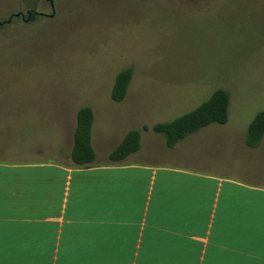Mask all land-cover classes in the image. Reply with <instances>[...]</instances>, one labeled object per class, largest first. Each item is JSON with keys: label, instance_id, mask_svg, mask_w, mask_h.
<instances>
[{"label": "rangeland", "instance_id": "374dc122", "mask_svg": "<svg viewBox=\"0 0 264 264\" xmlns=\"http://www.w3.org/2000/svg\"><path fill=\"white\" fill-rule=\"evenodd\" d=\"M0 21V139L53 134L68 151L88 105L98 155L109 159L129 130L179 117L224 88L227 124L176 149L150 133L126 160L184 162L264 184V138L245 145L264 111V0H0ZM124 68L132 79L115 101Z\"/></svg>", "mask_w": 264, "mask_h": 264}, {"label": "crops", "instance_id": "0c3cea01", "mask_svg": "<svg viewBox=\"0 0 264 264\" xmlns=\"http://www.w3.org/2000/svg\"><path fill=\"white\" fill-rule=\"evenodd\" d=\"M95 125L88 165L71 158L76 124L68 151L53 134L0 139V264H264V184L184 162L102 159ZM151 129H140L138 153L161 134Z\"/></svg>", "mask_w": 264, "mask_h": 264}, {"label": "trees", "instance_id": "16d2710c", "mask_svg": "<svg viewBox=\"0 0 264 264\" xmlns=\"http://www.w3.org/2000/svg\"><path fill=\"white\" fill-rule=\"evenodd\" d=\"M31 20L36 19L38 13L30 10ZM6 23V22H3ZM132 79V69L124 68L116 75L112 89V98L122 101L128 91ZM230 93L224 88L215 89L210 97L192 111L184 113L169 121L158 122L152 126L155 132L161 133L166 139L168 147H174L187 135L200 130L212 123L226 124L229 120ZM95 121L93 107L85 105L77 112V124L74 134V146L71 152L73 161L80 165H88L95 161L96 151L92 143V129ZM145 130L151 127L145 125ZM264 138V111H259L251 121L246 135V143L257 147ZM141 148V130L132 129L121 143L112 151L111 159L121 161Z\"/></svg>", "mask_w": 264, "mask_h": 264}, {"label": "water", "instance_id": "95a60500", "mask_svg": "<svg viewBox=\"0 0 264 264\" xmlns=\"http://www.w3.org/2000/svg\"><path fill=\"white\" fill-rule=\"evenodd\" d=\"M16 15H17V16L21 15V12L18 13V14L16 13ZM53 15H54V14H52V16H53ZM30 16H31V14H30ZM10 21H11V18L8 20V22H10ZM0 23H2V22L0 21Z\"/></svg>", "mask_w": 264, "mask_h": 264}]
</instances>
